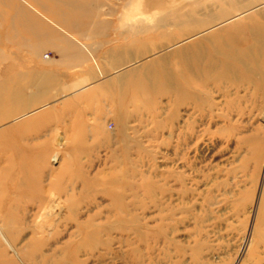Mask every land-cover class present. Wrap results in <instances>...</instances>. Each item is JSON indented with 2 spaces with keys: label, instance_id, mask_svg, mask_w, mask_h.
I'll return each mask as SVG.
<instances>
[{
  "label": "rangeland",
  "instance_id": "1",
  "mask_svg": "<svg viewBox=\"0 0 264 264\" xmlns=\"http://www.w3.org/2000/svg\"><path fill=\"white\" fill-rule=\"evenodd\" d=\"M131 2L116 0L119 15L148 17L133 21L134 42L148 47L134 59L133 89L89 88L76 113L25 116L20 93L8 101L14 90L0 87V264H264V52L261 83L241 72L229 81L212 38L242 17L247 52L248 18L264 25V0H164L144 14ZM0 9L12 17L10 4ZM247 11L205 33L218 64L198 89L205 100H180L177 85L197 88L176 51L203 41L184 32ZM11 63L2 51L0 72Z\"/></svg>",
  "mask_w": 264,
  "mask_h": 264
},
{
  "label": "crops",
  "instance_id": "2",
  "mask_svg": "<svg viewBox=\"0 0 264 264\" xmlns=\"http://www.w3.org/2000/svg\"><path fill=\"white\" fill-rule=\"evenodd\" d=\"M15 1L9 3L12 17L0 19V59L2 51L12 55L11 65L0 72V87L20 93L21 114L45 108L44 116L63 111L70 115L93 89H133L134 59L148 47L134 42V19L119 15L116 0ZM43 115L25 123L38 122Z\"/></svg>",
  "mask_w": 264,
  "mask_h": 264
},
{
  "label": "bare ground",
  "instance_id": "3",
  "mask_svg": "<svg viewBox=\"0 0 264 264\" xmlns=\"http://www.w3.org/2000/svg\"><path fill=\"white\" fill-rule=\"evenodd\" d=\"M21 1L24 3H29L28 0H21ZM14 2H16V1L15 0H0V5H1V3L13 4ZM163 4H164V0H140V2H139V0H135L134 5L131 2L130 6H133L135 10H138L140 13L144 14L145 12H149V10L152 7L158 8L159 6L161 7V5H163ZM135 5H136V7H135ZM248 11H250V10H248ZM248 11L241 13L240 15L235 16L234 18L225 21V23L223 22L219 25H216V26H213L209 29H204V30H201L202 29L201 27H205L206 23L203 24V23L192 22L189 29L184 32V34H186V35L188 33H194L195 32L189 39H191L193 36H202L203 41L200 40L199 42H196L192 45H187V46H184L182 48H179L176 51L177 55H178V63H179V66L181 67L180 69H182V68L186 69V72H184V73L187 75V73H190V70H191L190 67L192 66L193 67L192 71H193V74L195 75L196 79L194 81H191L189 79V77L186 78L185 74H183L182 72H180V75H182L183 79L186 82H188V84L191 82H194V84L196 85V88H197V91L190 93L189 91H187L183 87H180V85H177L176 89H177L178 96H179L180 100L183 101V100L195 99L196 101H201V102H203L205 100V98L199 94L198 89H199V87H202L206 83L208 75L211 73V70L213 69L212 68L213 65H215V66L218 65L217 63H213V62H210L207 60V55L209 52L205 48L203 49L201 46V45H204V44H201L202 42L212 41L210 39L211 36L206 35L205 33L212 30V29H215L217 27H221V26H223V25H225L231 21L237 20L238 17H241L242 15H246L247 13H249ZM251 11H253V9H251ZM256 13H257V15L261 16L264 13V11H257ZM1 18H3V13L0 9V19ZM141 19H143V18H141ZM146 19L148 20V17H146ZM248 20H249V27H247V30H248L249 34L251 35L252 40L254 41V45H253V47H250L247 52L246 51L243 52V50L241 51L238 48V42L237 41H239V35H238V32L235 31L238 29H240L242 31V29L240 27H243V28L245 27L244 25L246 23L243 21L242 17H241V19H238L235 24H233V27H231V30L227 31V33L230 32L229 35L226 34V30H228V29H226L225 31L223 30L224 32L222 31V33H220V34L217 33L216 35H213L212 38L213 39H222L221 40L222 46H219L218 49H216L215 51L218 52L219 55L226 58L225 59L226 61H224L223 63L220 64V68H225V72L223 75L228 77L227 79L229 81H231L235 76H237L238 72H241V74L248 81L259 84V82H260L259 78L255 79L253 76L261 74L259 71L260 68L257 67L258 65L256 66V63H254V62H255L256 58H258L259 53L262 54L264 52V42H263L264 41V25L255 21L254 17H249ZM243 31H244V29H243ZM223 33L226 34V39H225ZM240 34H242V33H240ZM175 44H177V43H175ZM251 46H252V44H251ZM207 47L210 48L209 45ZM160 60L163 63H165L166 55H163ZM246 67H248L250 70L246 69ZM147 68H148L147 72H150V73L155 72L154 70L150 69L149 67H147ZM144 72L146 73V71H144ZM134 73H135V71H134ZM170 75L171 74L163 76L162 81L165 84H171L173 82L170 79L171 78ZM158 79H160V78H158ZM217 80H220V79H217ZM140 87H141V90H145V91H147L149 89V87H146V86H140ZM7 94L8 95H6V97H7L8 101L15 100V95H16L15 93L9 94V92H7ZM11 105H13V104H11ZM11 113H12V111L7 112L6 114L11 115Z\"/></svg>",
  "mask_w": 264,
  "mask_h": 264
}]
</instances>
